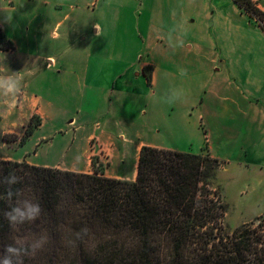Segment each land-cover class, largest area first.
<instances>
[{
    "label": "crops",
    "instance_id": "0c3cea01",
    "mask_svg": "<svg viewBox=\"0 0 264 264\" xmlns=\"http://www.w3.org/2000/svg\"><path fill=\"white\" fill-rule=\"evenodd\" d=\"M33 1L47 6L51 23L35 26H46L42 38L55 48L72 31V13L87 11L65 0ZM253 1L264 13V0ZM4 2L1 11L17 8L12 0ZM80 3L89 5V0ZM90 5L110 20L94 24L92 38L88 31L87 53L81 58L27 55L12 24L0 20L15 47L0 50L7 54L0 59L22 77L19 95L0 97L3 134L25 132L23 140L13 141L14 153L24 150V158L20 152L9 159L135 181L141 149L149 146L264 169V31L256 19L234 0H91ZM41 13L30 12L33 19ZM134 15L143 44L127 59L123 51L129 42L100 40L120 33ZM181 68L186 76L180 75ZM39 80V85L52 81L46 94L32 92V82ZM55 83L60 93L54 92ZM173 90L181 98L168 102L165 96ZM73 104L77 112H67L65 106ZM33 118L38 121L26 135ZM94 159L103 170L95 168Z\"/></svg>",
    "mask_w": 264,
    "mask_h": 264
},
{
    "label": "trees",
    "instance_id": "16d2710c",
    "mask_svg": "<svg viewBox=\"0 0 264 264\" xmlns=\"http://www.w3.org/2000/svg\"><path fill=\"white\" fill-rule=\"evenodd\" d=\"M234 1L264 31L257 4ZM14 48L0 30V50ZM146 76L151 84V74ZM33 127L31 122L26 135ZM220 163L210 155L144 146L136 180L126 181L0 155V173L15 170L22 181L14 190L42 208L37 221L19 226L0 216V251L46 235L47 243L34 254L40 257L36 264H264V235L247 224L232 232L222 228L228 207L213 187ZM15 199L0 186V209Z\"/></svg>",
    "mask_w": 264,
    "mask_h": 264
},
{
    "label": "rangeland",
    "instance_id": "374dc122",
    "mask_svg": "<svg viewBox=\"0 0 264 264\" xmlns=\"http://www.w3.org/2000/svg\"><path fill=\"white\" fill-rule=\"evenodd\" d=\"M12 1H14L17 8L13 11L0 10V20L6 24H12L14 27L13 34L19 38L20 44H25V47L21 48L22 52H25L27 55L39 56L41 58L48 55H62L66 58L85 57L87 53L86 45L88 44V42L86 43V34L88 31L89 36L92 38L91 32L93 25L98 23L104 26V24L110 20L109 17H106L105 19L102 15L95 13L94 6L90 5L91 0H89V5H87V3L81 5L80 0H65L68 5L72 6V8L78 9L81 7L85 8L87 11L83 10V12L80 13L79 11L78 13V10H76L72 13L71 20L68 22L72 26V31H70V35L66 37L62 46L55 48L51 42L45 41L42 38V36L46 34V26L41 28H37V26H35L37 22L41 23L44 22V20L47 21V23H51L49 21L50 17L47 14V6H41L39 2L33 0ZM4 3V0H0V8L4 5ZM256 3H258V1ZM32 9H40V11H42V16L36 17L38 20L31 17L32 15L30 12ZM137 18L138 17L136 15L128 17L129 20L122 24L120 29L121 32L117 35L116 33H109L107 37L100 40L102 41L101 44H105L106 42H117L118 40V43L124 41L129 42L130 47H127L123 51V56L127 59L134 56V53L138 52V49L143 44V39L140 36V33L135 32L134 29V23ZM141 20V24H144L143 17H141ZM31 22L33 24H31ZM128 23H132V25L129 26ZM22 27L25 33L21 35ZM29 27L30 30L28 29ZM19 28L21 29L20 32L18 30ZM0 30L2 31L1 27ZM97 40L98 39H95V42ZM104 49L111 52V48L106 47ZM61 50L63 51L60 53ZM0 55L4 57L7 54L2 52ZM15 57H17L18 60L19 56L16 55ZM47 73H49V75H53L55 72L52 70ZM40 82L41 80L32 82L31 90L36 94H46L49 87H52L53 85L52 81H49L48 84L47 82L43 84V81L42 84L39 85ZM53 88L56 89L54 92L60 93V86L57 88L56 83ZM65 107L66 111L69 113L77 112L74 104L70 107ZM37 121V118H33L34 124H36ZM22 131V129L19 131V135L3 134L0 129V155L6 160H11L9 158L13 159V156H16L12 155V153L18 155L20 152L21 153L19 155L24 158V150L17 153L15 151L14 153L16 144L13 142L16 138H21V140L24 139L25 132L23 134ZM205 139H208V136ZM205 146L208 150L209 142L206 140ZM93 163L96 169L98 168L99 170H103V163L99 164V162L95 159L93 160ZM219 167L220 168L216 173V181L213 187L218 193L219 201L228 207L227 213L221 222L222 228L225 231L232 232L236 228L247 224L246 226L250 231H259L255 235H264V169L260 170L254 168L255 166L250 169H242L239 168L234 161H232L229 165L225 164V161H222ZM99 170H97V172ZM39 258L40 257L34 255L28 256V260H33L31 264H36Z\"/></svg>",
    "mask_w": 264,
    "mask_h": 264
},
{
    "label": "clouds",
    "instance_id": "9594fccd",
    "mask_svg": "<svg viewBox=\"0 0 264 264\" xmlns=\"http://www.w3.org/2000/svg\"><path fill=\"white\" fill-rule=\"evenodd\" d=\"M180 75L186 76L187 70L181 68ZM22 77L20 72L11 71L10 68L0 59V97H15L21 92ZM182 93L171 91L167 93L165 99L174 102L181 98ZM22 177L16 171H9L7 175L0 173V186H6V196L9 200L15 199L7 209H0V216L9 222L10 226H19L25 223H34L41 215L42 208L38 202L22 198L19 189L14 190V186L21 183ZM47 243L46 235L35 236L31 241L15 244H8L0 251V264H23L25 257L34 255Z\"/></svg>",
    "mask_w": 264,
    "mask_h": 264
},
{
    "label": "built area",
    "instance_id": "2783aa9c",
    "mask_svg": "<svg viewBox=\"0 0 264 264\" xmlns=\"http://www.w3.org/2000/svg\"><path fill=\"white\" fill-rule=\"evenodd\" d=\"M253 1V0H252ZM254 2V1H253ZM255 3V2H254ZM257 21V20H256ZM258 22V21H257ZM259 24V23H258ZM48 66H51V64H48Z\"/></svg>",
    "mask_w": 264,
    "mask_h": 264
}]
</instances>
